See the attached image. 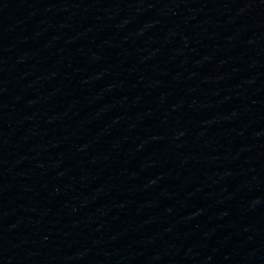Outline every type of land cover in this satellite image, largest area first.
Here are the masks:
<instances>
[{
  "label": "water",
  "instance_id": "obj_1",
  "mask_svg": "<svg viewBox=\"0 0 264 264\" xmlns=\"http://www.w3.org/2000/svg\"><path fill=\"white\" fill-rule=\"evenodd\" d=\"M69 264H264V0H122Z\"/></svg>",
  "mask_w": 264,
  "mask_h": 264
}]
</instances>
